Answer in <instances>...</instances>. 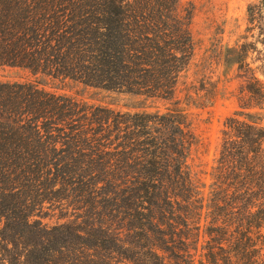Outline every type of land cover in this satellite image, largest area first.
<instances>
[{
    "label": "trees",
    "instance_id": "obj_1",
    "mask_svg": "<svg viewBox=\"0 0 264 264\" xmlns=\"http://www.w3.org/2000/svg\"><path fill=\"white\" fill-rule=\"evenodd\" d=\"M247 12L259 23L264 0ZM191 18L178 0H0L1 66L170 104L121 113L0 83V264H264V88L246 45L227 49L243 95L204 195L176 101Z\"/></svg>",
    "mask_w": 264,
    "mask_h": 264
},
{
    "label": "rangeland",
    "instance_id": "obj_2",
    "mask_svg": "<svg viewBox=\"0 0 264 264\" xmlns=\"http://www.w3.org/2000/svg\"><path fill=\"white\" fill-rule=\"evenodd\" d=\"M178 1L182 9L191 11L194 55L179 78L176 101L186 111L195 137L186 165L192 178L203 186L202 191L207 195L223 123L238 110L239 98L243 95L244 81L238 77L237 66L228 64L231 57L226 50L246 45L245 61L252 68H258L255 76L264 88V18L259 23H249L248 7L256 5L258 0ZM0 83H32L46 92L121 113L151 112L154 108L163 111L170 107L167 102L144 101L142 97L91 88L68 79L34 76L18 67L0 65ZM252 112L264 115V110L254 109ZM45 212L47 216L43 223L52 225L63 221L57 220L58 210L46 208Z\"/></svg>",
    "mask_w": 264,
    "mask_h": 264
}]
</instances>
